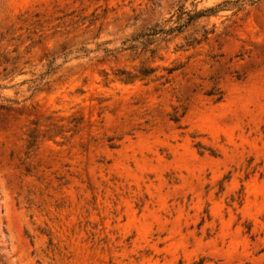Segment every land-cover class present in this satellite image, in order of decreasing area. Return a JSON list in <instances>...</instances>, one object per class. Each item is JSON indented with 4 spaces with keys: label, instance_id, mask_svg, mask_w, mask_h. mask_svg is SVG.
<instances>
[{
    "label": "rangeland",
    "instance_id": "rangeland-1",
    "mask_svg": "<svg viewBox=\"0 0 264 264\" xmlns=\"http://www.w3.org/2000/svg\"><path fill=\"white\" fill-rule=\"evenodd\" d=\"M0 264H264V0H0Z\"/></svg>",
    "mask_w": 264,
    "mask_h": 264
},
{
    "label": "trees",
    "instance_id": "trees-1",
    "mask_svg": "<svg viewBox=\"0 0 264 264\" xmlns=\"http://www.w3.org/2000/svg\"><path fill=\"white\" fill-rule=\"evenodd\" d=\"M175 28H168V29H163L159 25H155L149 29H147L145 32H142L138 35L135 36L134 41L135 44L131 46V48H138L140 47L141 49H146L149 44H152L157 36L160 35H169L171 34ZM140 76L142 78L146 77L149 74V71L143 70L140 72ZM130 80H133L134 78H137V76H131ZM127 82V81H124Z\"/></svg>",
    "mask_w": 264,
    "mask_h": 264
}]
</instances>
